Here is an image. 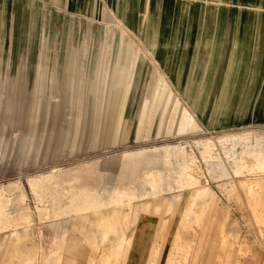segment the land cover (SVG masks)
Returning <instances> with one entry per match:
<instances>
[{
  "label": "rangeland",
  "instance_id": "1",
  "mask_svg": "<svg viewBox=\"0 0 264 264\" xmlns=\"http://www.w3.org/2000/svg\"><path fill=\"white\" fill-rule=\"evenodd\" d=\"M70 1L90 10H51L61 0H0V198L13 225L0 230V264H22L27 253L39 264H263L264 172L246 175L256 184L252 195L231 187L230 180L243 178L223 153L241 151L242 141L264 153V92L254 90L264 84V60L246 53L226 60V45L215 44L216 27L242 16L248 1L137 0L133 19L115 0ZM163 1L196 9L201 38L165 39L153 49L158 27L150 13ZM260 3L253 16L264 13ZM123 74L126 96L113 109L114 83ZM156 78L162 96L169 87L175 108L162 109L158 100L148 107V98L141 108L145 85ZM178 106L189 123L178 119ZM190 159L199 186L212 192L197 204L195 186L163 192L179 193L168 213L153 210L149 199V206L141 200L124 207L102 199L77 215L68 204L81 188H141L146 172L172 175ZM57 204L65 213L55 217ZM73 237L80 241L70 243Z\"/></svg>",
  "mask_w": 264,
  "mask_h": 264
},
{
  "label": "bare ground",
  "instance_id": "2",
  "mask_svg": "<svg viewBox=\"0 0 264 264\" xmlns=\"http://www.w3.org/2000/svg\"><path fill=\"white\" fill-rule=\"evenodd\" d=\"M113 73H112V76H113ZM128 75H130V74H128ZM126 77H127L126 74L125 75L123 74L121 76L119 75V78L117 77L118 79L114 83V87H113V91H112V98H111V105H112V108L113 109L118 108L119 106L123 105L122 104L123 98H124V96H126L125 95L126 94V91H125V81L126 80L125 81H122L121 79L122 78L126 79ZM159 82H160V80L158 78H156L151 84L145 85L144 94H143V97L140 100L141 101V104H140L141 108L143 107V103H144V100L146 98H148V100H149L148 107H150V106L153 105L156 108L158 106L157 105L158 104L157 103V100H158L159 105H160V107L162 109H164L168 104H171V106L173 108H175L174 107V104L172 103L173 101L172 100L169 101V97H168L169 87L166 90V93L164 94V96H162L163 84H160V86H158V83ZM161 97H162V99H161ZM129 101L130 100H128V102ZM181 107L182 106H178L177 107V117L182 122L189 123L188 121H190V120H188V118H187V116L189 114H188V112L185 109H182ZM239 143H241V144H239L240 145L239 147L242 148L241 151H237L236 150V151H233L232 152L230 150L231 152H225V153H223L225 155V158L227 159V161L232 162V165L235 166L234 168H232L233 175L237 176L238 178L239 177H242L243 178V179H237V183L238 184L235 183V182L233 184L232 182L235 181V180H233V179H232L233 181L230 180L229 182H231V184H229V186L232 187V186L235 185L237 187H242L246 191L247 194L252 195L253 194V191H254V189L256 187V184L251 183L250 182L252 180L251 177L250 176L249 177H246V175L251 174V173L253 174L254 171L264 172V153H261V151L260 152L259 151H256L254 148L249 147L248 144H246L243 141L242 142H239ZM226 151H228V150H226ZM179 153H180L181 156H184L185 155L184 154V150H179ZM177 155H179V154H177ZM205 155L208 156V157H211L212 156L211 153L208 150L206 151ZM216 157H217V159H219V161L222 162V164L224 163V158L223 157H221V158H219L218 156H216ZM248 157L254 159V163H251L250 165L247 164L248 161L246 162V158H248ZM184 160H182V161H184ZM205 162H206V159H205ZM177 163H179L178 160H177ZM168 165H170V164H168ZM144 169H147V168H144ZM177 169L178 170H175V171H173V173H171L172 175L168 174V172H163V170H160V169H155V170H152V171H150V172L147 173L146 172L148 170L147 169L145 171L146 173L143 175L145 177V179H144V184L141 186V188H138V187H135V186H130V185H124L122 187H119V186H117V187H111L110 189H104L103 188V190H101L100 192H97V193L94 192L95 194H92L88 188H81L79 191H77V192L75 191L76 193H72L71 195H69L70 198H69L68 204H70L71 206L74 205L73 206L74 207L73 210H74V213L77 215V214H83L86 210H89V209H92V210L93 209H97L98 208L97 202L99 203V201H101L102 199H104L107 204L113 203V204H116V205L119 204L121 206H123V205H130L132 202H138V201H141V200H145L143 202L144 205L145 206H149L148 201H146L147 199H149L150 202L153 204V206H152L153 207V210L158 211L159 209H163L164 212H167L168 213L174 207V203L176 201V197L179 195V193L175 194L172 198H170V197L165 198V197L162 196V193L165 192V191H167V190H171L173 188L181 190L182 188L184 189L185 187H190V186L191 187H194L195 186L196 187V190H195V193H194V203L195 204L201 202L203 199H205L207 197H212V192L209 189V187L199 186V180L197 178L198 177L197 176V173L198 172H197V169H196V164L193 162L192 159H190V161H187L184 164V166H182L181 168H177ZM218 170H219V168H218ZM207 171H208L209 175L214 178V174L216 172L214 173V171H212L210 168H208ZM227 175H230L231 176L230 173H227ZM170 176L172 177V179L170 178L171 181H169V177ZM137 179H138V177H137ZM128 182H127V184H128ZM121 185H123V184H121ZM187 189H189V188H187ZM68 194H70V193H68ZM63 195H65V194H63ZM7 203H8V201H5L4 199L0 198V230L6 229L7 227H10V226H13L11 224V221H12V212L8 211L9 209L7 208ZM64 204H65V202H64ZM100 207H101V205H100ZM125 208L127 209V206ZM109 209L111 210V208H109ZM42 211H44V214L45 215L46 214H49V216H50V213H49V211H47V208L42 209ZM64 213H65V208L63 206L58 205V204L54 206V209L52 211V214H54L55 217H58L60 215H63ZM134 215H135V213H134ZM184 215L188 217V213H186V214L183 213V216ZM25 216H27V215H25ZM115 216L116 215H114V217ZM114 217H113V219H114ZM90 222H91V220H90ZM117 222H118V220H117ZM117 222H116V224H117ZM89 223H87V224H89ZM110 223H111V221H110ZM126 223H128V222H126ZM85 231H87V227H86V230ZM92 231L94 232V229ZM82 234L83 233H81L80 235H82ZM84 235H86V234H84ZM9 236H11V235H9ZM12 236L17 237V232L15 230H12ZM26 237H27V235H26ZM26 237H23L22 239H20L17 242V244L18 245H22V244L24 245L25 241L28 239ZM14 241H12V243ZM55 241H57V240H55ZM79 241H80V237L79 238L73 237V238L70 239L69 242L70 243L72 242V244H76ZM86 242H87V239H86ZM62 243H63V240H62ZM0 244H2V243H0ZM94 245H95V243H94ZM14 247H15V245H14ZM58 249H56V250L54 249L52 251V255H54L57 252ZM31 250H33V249L30 248V251ZM21 262H22V264H39L38 262L36 263V257L35 256H32L30 253L23 254L22 257H21ZM41 264H43V263H41Z\"/></svg>",
  "mask_w": 264,
  "mask_h": 264
},
{
  "label": "crops",
  "instance_id": "3",
  "mask_svg": "<svg viewBox=\"0 0 264 264\" xmlns=\"http://www.w3.org/2000/svg\"><path fill=\"white\" fill-rule=\"evenodd\" d=\"M18 0H13L15 4ZM45 1L50 0H41ZM137 0H115V7L120 14H126L133 19L134 12L136 10ZM248 1V7L244 9L246 12L241 16L234 17L232 23H229L228 20L222 22V24L216 27V36L218 40L215 41L217 45H226L223 52V58L228 60H235L236 58H241L239 53L248 54L249 59H262L264 60V13L258 12L256 16H253L252 11L255 10L254 7L257 5L260 7V0H244ZM61 4H57V8L51 10L55 11H86L90 10L91 6H84L77 4L75 1L72 3L70 0H61ZM53 5V3H51ZM77 4V5H76ZM192 5V4H191ZM153 6V5H152ZM151 6V7H152ZM196 6V5H195ZM194 6V8H195ZM150 7V6H149ZM148 7V8H149ZM196 9L190 8L187 4L182 3L175 4L163 1L160 5H154L150 17L152 18L154 24H157V36L158 39L153 45V49L156 44L163 43L165 39H181L180 44L186 43L183 39H190V42L194 39L201 36L196 32L198 25V19L195 13ZM259 9H257L258 11ZM27 11V9H26ZM28 11H33L28 7ZM222 12H229L230 8L220 9ZM137 14V12H136ZM228 16V14H227ZM207 36L202 35V37ZM201 38V37H200ZM247 43L248 47L246 48L244 44ZM243 44V46H242ZM243 50V51H242ZM193 52V48L189 47L185 50L183 58L188 54ZM232 54V55H231ZM212 58V57H211ZM184 67L189 66V62H184ZM187 73V70H186ZM255 91L264 92V84H256L254 86ZM264 264V263H263Z\"/></svg>",
  "mask_w": 264,
  "mask_h": 264
}]
</instances>
